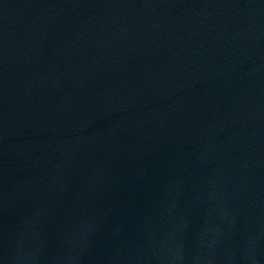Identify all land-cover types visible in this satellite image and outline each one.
I'll list each match as a JSON object with an SVG mask.
<instances>
[{
  "label": "water",
  "instance_id": "95a60500",
  "mask_svg": "<svg viewBox=\"0 0 264 264\" xmlns=\"http://www.w3.org/2000/svg\"><path fill=\"white\" fill-rule=\"evenodd\" d=\"M0 264H264V0H0Z\"/></svg>",
  "mask_w": 264,
  "mask_h": 264
}]
</instances>
